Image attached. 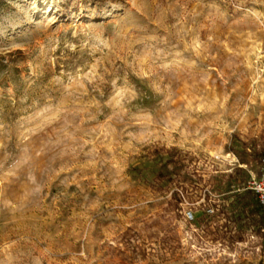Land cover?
I'll list each match as a JSON object with an SVG mask.
<instances>
[{
    "label": "rangeland",
    "instance_id": "374dc122",
    "mask_svg": "<svg viewBox=\"0 0 264 264\" xmlns=\"http://www.w3.org/2000/svg\"><path fill=\"white\" fill-rule=\"evenodd\" d=\"M263 137L264 0H0V264H264Z\"/></svg>",
    "mask_w": 264,
    "mask_h": 264
},
{
    "label": "built area",
    "instance_id": "2783aa9c",
    "mask_svg": "<svg viewBox=\"0 0 264 264\" xmlns=\"http://www.w3.org/2000/svg\"><path fill=\"white\" fill-rule=\"evenodd\" d=\"M249 186L257 193L259 202L264 206V175L260 178H253ZM187 216L191 217V213L187 212Z\"/></svg>",
    "mask_w": 264,
    "mask_h": 264
},
{
    "label": "trees",
    "instance_id": "16d2710c",
    "mask_svg": "<svg viewBox=\"0 0 264 264\" xmlns=\"http://www.w3.org/2000/svg\"><path fill=\"white\" fill-rule=\"evenodd\" d=\"M247 147L250 148V150L252 152V155H253V158L256 159L259 163H262L263 162L262 164H264V137H263L261 143L256 144L253 147H251V146L250 147L247 146ZM251 191L254 192L253 190H251ZM247 192H249V191H247ZM254 193H256V192H254ZM220 194L221 193L219 192L218 195H220ZM259 205L262 208H264V206L260 202H259Z\"/></svg>",
    "mask_w": 264,
    "mask_h": 264
}]
</instances>
